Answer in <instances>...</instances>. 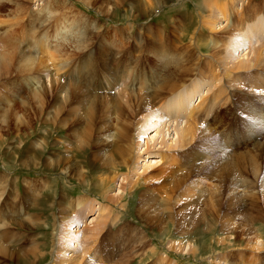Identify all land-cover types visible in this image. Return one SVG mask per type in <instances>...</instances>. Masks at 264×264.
Segmentation results:
<instances>
[{
    "label": "rangeland",
    "instance_id": "374dc122",
    "mask_svg": "<svg viewBox=\"0 0 264 264\" xmlns=\"http://www.w3.org/2000/svg\"><path fill=\"white\" fill-rule=\"evenodd\" d=\"M16 2L20 6L0 3V28L8 25L14 34V42L9 39L8 49L2 52L4 59L13 54L5 60L8 75L0 80V175L16 181L20 198L14 211L10 201H0V231L10 229L17 235L6 239L9 244L1 242L5 247L0 250V264H59L62 257L56 248L64 243L60 221L65 231L75 220L79 226L69 231L79 240L70 247L86 255L83 264H264V91L259 93L252 86L258 82L264 87V63L255 68L252 61L255 54L264 52V34L230 58H225L224 51L231 42L221 35L227 26L264 24V0H237L232 21L218 16L223 28H205L202 19L220 15L215 7L219 0ZM44 11L50 12L48 20L35 19V14L48 13ZM62 15L72 22L67 31H58ZM39 20L47 21L45 26L37 27ZM219 27L221 31L216 32ZM197 30L208 37L209 46L192 44ZM54 55V60L48 58ZM241 61L252 65L231 71ZM199 68L207 72L199 74ZM224 68L233 72L229 78H223ZM176 81L175 87L183 81V87L194 94L187 109L200 108L198 114L195 111L191 121L185 115L177 121L173 119L177 116L167 123L156 121L158 130L147 129L138 136L142 119L155 111L165 112L174 98L178 100L171 90L155 95L156 89ZM77 86L82 89L79 93ZM59 106L63 108L60 122L67 129L48 121V114ZM90 106L86 121L82 120L93 134L87 148L88 141H76L68 129L84 126L67 116L77 109L84 113ZM18 116L23 118L18 120ZM185 121L198 126L193 141L169 148L177 145L178 130ZM127 124L130 144L121 151L127 156L132 151L134 155L129 157H138L129 167H119L118 158L110 157L114 150L99 156L95 151L101 148L102 154L108 144L101 139L98 147L95 141L111 125V147H115L119 129ZM164 138L166 145L160 144ZM67 154L79 171L86 172V180L76 176L78 173L69 177L60 168L45 167L50 157L52 162ZM104 161L108 171L100 172ZM44 179L50 185L40 202L42 209L29 208L23 204L27 197L24 182L37 185ZM79 199L85 200L82 209L63 221L58 205ZM90 206L96 210L90 211ZM99 206L103 215L113 210L110 220L104 219L107 225L100 227L95 223L100 219ZM38 214L43 215V226L31 217Z\"/></svg>",
    "mask_w": 264,
    "mask_h": 264
},
{
    "label": "bare ground",
    "instance_id": "6f19581e",
    "mask_svg": "<svg viewBox=\"0 0 264 264\" xmlns=\"http://www.w3.org/2000/svg\"><path fill=\"white\" fill-rule=\"evenodd\" d=\"M2 1H5V2H13V5H15V4H17L18 6H20L17 2H16V0H0V3L2 2ZM23 1H27V2H31L32 0H23ZM64 3L66 2V0H62ZM236 1L237 0H219V3H217L216 5H215V7L216 8H218V10H219V12H220V15L218 14L217 15V18H215V17H209L208 16V18H204V17H202V19L204 20V23H203V25H204V27L205 26H210V27H212V26H218L219 25V21H218V16H222L225 20H228V22L229 21H232L233 19H234V13H232V8H234V7H236L237 6V4H236ZM216 2V1H215ZM214 2V3H215ZM161 3V2H160ZM209 4V3H208ZM212 4V3H211ZM220 4H223L221 7H219V5ZM16 5V6H17ZM236 5V6H235ZM208 7L209 8H211V5L209 4L208 5ZM203 10V9H202ZM45 11H46V9H45ZM44 11V12H45ZM204 11V10H203ZM214 11H215V9H214ZM48 12V11H47ZM47 12H45V13H47ZM205 12V11H204ZM249 12H250V14L251 15H253V11L252 10H250L249 9ZM207 13V12H206ZM255 13H260V11H255ZM254 13V14H255ZM50 14V12H48L47 14H45L44 16H43V14L42 13H38V15H36L35 14V19H38V18H40V19H47V18H49L48 17V15ZM261 14H262V12H261ZM206 15V14H205ZM212 15V14H211ZM50 16V15H49ZM31 17V16H30ZM206 17V16H205ZM241 19H242V17H240ZM257 18V17H256ZM255 18V19H256ZM260 18V17H259ZM252 19V18H251ZM258 19V18H257ZM257 19H256V21H257ZM48 20V19H47ZM253 20V19H252ZM255 21V23H257ZM30 22L32 23V21L30 20ZM47 22V21H46ZM46 22L44 21V23H40V20L38 21V25H37V27H40L42 24L44 25V24H46ZM59 24H58V31H60V29L61 30H66L67 31V29L68 28H71L72 27V22L70 21V18L69 17H67L66 15H62V16H60V18H59V22H58ZM202 23V22H201ZM235 23V22H234ZM234 23H233V25H234ZM240 23V22H239ZM260 23V24H259ZM257 25H258V27H251L250 25H248V24H244V25H241V23L240 24H235L233 27H230V26H227L226 28H223V27H221L220 25V27L221 28H223V29H221L220 27H219V30H217L216 32H220L221 30H224V32H222L221 31V35H224V36H226V39H228V42H231V43H229V44H231L229 47H225V45H226V39H225V42H223V45H221L222 47H225V53H226V57L225 58H230V56H231V54H234V52H236L237 51V49H240V48H242V47H244V46H246L247 45V47H248V44H250V45H252L251 43H252V39H254L255 37L257 38V39H259V38H261V34H264V24H262L261 22H259ZM232 24V23H231ZM5 24H3L2 25V27L0 28V80H3V79H5L6 77H7V75H8V73H7V70H8V67L6 66V61L8 60V58L10 57V55L11 54H13V53H9V55H8V57L6 58V59H4V54H2V52L3 51H5L6 49H8V46L10 45V43L8 42L9 41V39L10 40H12V38H13V33L11 32L12 30V28H10V26H8L7 25V27L5 26V27H3ZM42 25V26H43ZM229 25V24H228ZM45 26V25H44ZM236 26V27H235ZM239 26H240V29H239ZM246 26H247V29H245L246 28ZM12 27V26H11ZM14 27V26H13ZM63 28V29H62ZM206 28V27H205ZM178 29H179V27H178ZM207 29H209V31H210V28H207ZM216 29V28H215ZM214 29V30H215ZM221 29V30H220ZM206 30V29H205ZM93 32V31H92ZM62 33H65V32H62ZM199 32H198V30L197 31H195V33H194V36H193V38L191 39L192 41V44L193 45H195L196 46V48L197 47H200L201 48V45H203V46H209L208 44H210L209 43V39H208V37H206V38H204L203 37V32L200 30V33L198 34ZM66 34V33H65ZM90 34H92V33H90ZM198 34V35H197ZM230 34V36L229 37H227L228 35ZM11 35H12V37H11ZM237 36L239 37V38H237ZM11 37V38H10ZM73 37V36H72ZM200 38H202V39H200ZM223 38V37H222ZM88 39V38H87ZM14 40V39H13ZM12 40V43L14 42ZM85 40V39H84ZM107 42V41H106ZM251 42V43H250ZM256 42V41H255ZM217 43H219V41H217ZM88 44V43H87ZM90 44V43H89ZM228 44V43H227ZM27 45V44H26ZM28 46V45H27ZM80 46V45H79ZM212 46V45H211ZM210 46V47H211ZM16 48V47H15ZM46 50H49L50 51V46H48L47 47V49ZM201 50V49H200ZM26 51V50H25ZM192 51H193V53L194 52H197V50H195V49H192ZM46 52V51H45ZM52 52H54V51H52ZM189 52L190 51H188V55H191V53L189 54ZM48 54V53H47ZM53 54V53H52ZM100 54V53H99ZM196 54V53H195ZM166 55V54H165ZM193 55V54H192ZM168 56V55H167ZM233 56H235V55H233ZM18 57H20V56H18ZM170 57V56H169ZM195 57V56H194ZM22 58V57H21ZM42 58H44V57H42ZM47 58V57H46ZM48 58L49 59H52V60H54L55 59V55L54 56H48ZM190 58H193V57H191L190 56ZM196 58V57H195ZM232 59V58H231ZM6 60V61H5ZM47 60V59H46ZM194 60V59H193ZM218 60H220V59H218ZM224 60V59H223ZM227 60V59H226ZM253 62H254V64H253V66H255V68L256 67H261V65L264 63V52H263V50L262 51H259L257 54H255L254 55V58H253V60H252ZM53 62V61H52ZM222 62V61H221ZM220 62V63H221ZM252 62V63H253ZM24 63V62H23ZM224 63V62H223ZM191 64V63H190ZM225 64V63H224ZM252 65V64H251ZM251 65L250 64H248V63H246V62H243V61H241V62H239L238 64H236V66L235 67H233L232 68V70L231 71H233V69L234 70H241L243 67V69H248V68H250L251 67ZM167 66V65H166ZM191 66V65H190ZM226 67V66H225ZM211 68L212 67H209V69H207V70H211ZM10 69V68H9ZM159 69V68H158ZM162 69V68H161ZM164 69V68H163ZM206 69V68H205ZM225 69L226 68H224V70L223 71H225ZM254 69V68H253ZM197 70V69H196ZM199 70V74H202L203 75V73H206L207 72V70L205 71L204 69H198ZM80 71V70H79ZM164 71V70H163ZM192 71V70H191ZM195 71V70H194ZM194 71H193V73H194ZM230 71V72H231ZM233 72H231V73H229V71H227V69H226V71L224 72V74H223V78H229L228 76L230 75V74H232ZM235 73V72H234ZM210 74L212 75V73L210 72ZM209 75V74H208ZM214 75V74H213ZM175 76V75H174ZM195 76V75H194ZM207 76V75H206ZM215 76V75H214ZM242 76V75H241ZM257 76V75H256ZM81 78V77H80ZM79 78V79H80ZM168 80H169V78H168ZM215 80V79H214ZM254 81V80H253ZM80 82V81H79ZM179 82V81H178ZM181 83H179L180 85L178 86V87H175L176 86V83H177V81L176 82H174L172 85H170V86H168V87H166V86H164V87H159L158 89H156V91H155V95H158V94H164V93H169V91L171 90V92H174L175 91V93H173V94H176V96H177V98H178V100L176 101V98H174L175 99V101L174 102H170L169 103V106H168V108H167V106H166V110H165V112H160L161 114H159V113H157L156 111L154 112V113H152V114H150V116L148 117V119H142V123H141V121H140V126H139V129H138V126H137V130H139V132L137 133V135L138 136H141V135H144L145 134V132H146V130L148 129V130H158L159 129V125L160 124H158V125H155L154 126V124L156 123V121L158 122H162V123H167L170 119H172V117L173 116H177L176 118H173V119H175L176 121L181 117V115H185V118H187V120L188 121H191L192 119H194L195 118V115L196 114H194L195 113V111H196V109H200V108H196V109H192V110H190V109H187L188 108V100L190 101V99L192 100V98L194 97V94L193 93H191V92H188L187 90L189 89V87L188 86H185V87H183V85H184V82L183 81H180ZM191 82V81H190ZM232 82H234L233 81V79H232ZM236 82H237V80H236ZM241 82V81H240ZM240 82H239V84H240ZM81 83H83V82H81ZM35 84V83H34ZM236 84H238V83H236ZM238 84V85H239ZM246 84V83H245ZM255 84L258 86L259 85V87H256L255 86ZM262 84V83H261ZM78 85V84H77ZM86 85V84H85ZM247 85V84H246ZM195 86V85H194ZM242 86V85H241ZM252 86L254 87V90H256V91H259V93H261L262 91H264V87L262 86V85H260L258 82H255V83H253L252 84ZM34 87V86H33ZM80 86H77V90H79L78 91V93L80 92V90H82L81 88H79ZM183 87V88H182ZM229 87V86H228ZM72 88V87H71ZM74 88V87H73ZM180 88H182V89H180ZM193 88H199L198 86L196 87H193ZM69 89V88H68ZM67 90V89H66ZM70 90V89H69ZM86 90V89H85ZM193 90V89H192ZM194 90H198V89H194ZM237 90V89H236ZM34 91V90H33ZM68 91V90H67ZM74 91V90H73ZM88 91V90H87ZM261 91V92H260ZM36 92H37V90H36ZM69 92V91H68ZM68 92H67V94H68ZM89 92V91H88ZM77 93V94H78ZM77 94H75V95H77ZM134 94V93H133ZM171 94V93H170ZM220 94V93H219ZM172 95V94H171ZM221 95V94H220ZM222 96V95H221ZM220 96V97H221ZM72 98H73V96H71ZM198 97V96H197ZM171 100H174V99H172V98H170ZM211 99H213V98H211ZM214 101V100H213ZM63 102V101H62ZM66 102H67V100H66ZM205 102V101H204ZM203 102V103H204ZM96 103H98V102H96ZM95 103V105L97 106V104ZM207 103V102H206ZM64 104V103H63ZM166 104V103H165ZM164 104V105H165ZM205 104V103H204ZM95 105H94V107H95ZM190 106V105H189ZM202 106H203V104H202ZM66 107V106H65ZM91 107L92 106H90V108H88L86 111H87V113H86V111L84 112V113H82L81 111H79L78 109L77 110H74L73 112L74 113H71V114H69L67 117L69 118V121H71L72 119H75V120H78L77 122L78 123H82V120L83 121H86V118H87V115H88V113H89V111H90V109H91ZM93 107V108H94ZM191 107H193V106H191ZM211 107V106H210ZM87 108V107H86ZM190 108V107H189ZM187 109V110H186ZM212 109V108H211ZM85 110V109H84ZM163 110V109H162ZM164 111V110H163ZM199 111V110H198ZM209 111H210V109H207V112L209 113ZM50 112V111H49ZM197 112V111H196ZM62 113H63V108L61 107V106H59V110L58 111H56V112H53V113H50V114H48V116H49V119H48V121H50V122H52L54 125H56V126H58V128H61V127H64V128H66V124H64V125H62V123H63V121H61L60 122V119H61V116H62ZM162 113H163V115H162ZM184 113V114H183ZM200 113V112H199ZM211 113V112H210ZM197 114H198V112H197ZM86 115V116H85ZM148 116V115H147ZM200 117V116H199ZM3 118V117H2ZM18 120L19 119H22L23 118V116H18V117H16ZM48 118V117H47ZM89 118V117H88ZM92 118V117H91ZM170 118V119H169ZM28 119V118H27ZM67 119V118H66ZM197 119V118H196ZM196 119H195V121H196ZM2 121V120H1ZM144 121V122H143ZM187 121V122H188ZM3 122V121H2ZM5 122H7V121H5ZM59 122L61 123L60 125H59ZM107 122V121H106ZM179 122V121H178ZM4 123V122H3ZM132 123V122H131ZM175 124H176V122H174ZM198 123V122H197ZM84 124L85 123H82V125L81 126H84ZM114 125V124H113ZM138 125H139V122H138ZM180 125V124H179ZM97 126V125H96ZM95 126V127H96ZM100 126V125H99ZM162 126V125H161ZM165 127H167L166 125H165ZM174 127V126H173ZM172 127V128H173ZM176 127H178V125L176 126ZM83 128V129H82ZM81 129H79V128H76V127H69L68 129H69V131H71V133L72 134H70V136L71 135H73V138L76 140V141H78V142H82V141H85V142H87L88 141V145H87V148L89 147L90 148V144L92 143V142H90V140H91V137H93V134H91V130L92 129H88L87 127H82ZM92 128H93V132H94V126H92ZM99 128V127H98ZM105 128H106V133L104 134V137H98V141L96 140L95 142H98L97 143V146L99 147L100 146V144H101V139H103L104 140V142L105 143H107L108 144V146L107 145H105V150L102 152V154H100V150H101V148H99V150H96L95 152L99 155V156H102V155H106V151H108L110 148L111 149H113L114 151H113V153L111 154V158H118V160L119 161H117V164L116 165H119V167H122V166H128L129 167V165H130V161H132V162H134V160H135V158H137L138 157V155L136 154V157L133 159V157L131 158V157H129V155L131 154V156H133L134 155V152H130V154L127 156L126 155V152L125 151H121V149L123 148V146L125 145V144H130L129 142V139H130V127L128 126V124L126 125V126H122L121 127V129H119V132H120V136L118 137V140H117V142H116V146L115 147H111V145H112V143H111V136L112 135H114V131L112 130V127H111V125H106L105 126ZM120 128V127H119ZM67 129V128H66ZM104 129V128H103ZM111 130V131H110ZM117 130V129H116ZM198 130V126L197 125H195V124H192V123H186V121H185V126L184 127H182V128H180L179 130H178V140H177V145L174 147V146H172V145H169V148H176V147H182V146H185V145H189V144H191V142L193 141V138H194V135H195V132ZM167 131V130H166ZM168 131L170 132V130L168 129ZM105 132V131H104ZM117 134H119V133H117ZM116 135V134H115ZM118 136V135H117ZM116 136V137H117ZM131 137H132V139H133V141H132V143L131 144H133V146H134V136H132V134H131ZM157 137V136H156ZM113 139H114V137H113ZM155 139V138H154ZM102 140V141H103ZM153 140V138L151 139V141ZM164 140H165V138H164ZM45 142V141H44ZM104 142H102V143H104ZM165 142H166V140L165 141H162L160 144H165ZM110 143V144H109ZM124 143V144H123ZM78 145H79V143H77ZM141 144V143H140ZM140 144H139V146H140ZM21 145V144H20ZM166 145V144H165ZM38 146V145H37ZM186 146V147H187ZM39 147V146H38ZM42 148V147H41ZM135 148V147H134ZM232 148V147H231ZM98 149V148H97ZM135 150H136V148H135ZM86 151V150H85ZM84 151V156H85V153L87 152H85ZM118 151H119V153H118ZM28 152H30V150H27L26 151V153H28ZM94 152V153H95ZM66 153V152H65ZM96 153H95V156H96ZM138 153V152H137ZM146 154H148V152L146 153ZM28 158H29V156H28ZM71 156H69L68 154H67V156L66 155H63V156H61V157H59V156H57V157H55L54 158V161H52V162H49L48 160H52V157H50L48 160H46L47 161V163H45V167H47V168H49V169H56V168H60L63 172H65L66 174H68V176L69 177H72V175L74 176L75 174H77L76 176H78L79 178H81V179H84V180H86V172H84L83 170H80L79 171V166H78V164L77 163H73V161H75V160H71ZM95 159V157L93 158V160ZM139 160V159H138ZM35 161V160H34ZM106 161V160H105ZM105 161L102 163V165L100 166V168H102V169H100V172L102 171V170H104V172H107L108 171V168L109 167H105L104 166V164H105ZM28 163V162H27ZM53 163H54V165H53ZM67 163H71V165L69 166V167H66V164ZM82 163H85V162H82ZM107 163V162H106ZM136 163V162H135ZM108 164V163H107ZM107 164H105V165H107ZM156 164V163H155ZM26 167H27V165H26ZM110 167H111V162H110ZM230 168V167H229ZM231 169V168H230ZM234 169H235V167H234ZM7 175H0V181H2V185L0 186L1 188H0V201H4V202H8V201H10V204H9V208H10V210L11 211H14L15 210V206H14V204H16L15 202H16V200H18V198H20V196H19V190L17 189V188H15L14 187V183H16V181L13 179V183H12V181L10 182L7 178ZM10 177V176H9ZM112 178V177H111ZM104 180V179H103ZM107 180V179H106ZM130 182V181H129ZM25 184V187H26V193H27V197H26V199H25V201H24V203L23 204H26L27 206H29V208H34V209H42L41 207H40V202H41V200L44 198V193H45V191H46V189H47V187L50 185V182H49V180L48 179H44L42 182H38L39 184H35V183H37V182H35V183H33L32 181H29V180H26L25 182H24ZM22 196V195H21ZM24 196V195H23ZM23 198V197H22ZM12 200V201H11ZM2 201V202H3ZM20 201V200H19ZM84 203H85V200H83V199H79L78 200V202L77 203H75V201H73L72 203H70L68 200H66L65 201V203H63V201L58 205V210H59V213H60V217H61V219L63 220V221H65L66 222V220L67 219H69L71 216H72V213L74 212V211H76L77 209L79 210V209H82V207L84 206ZM21 204V203H20ZM78 206H77V205ZM51 205H54V204H51ZM76 205V206H75ZM3 206V208L5 207L4 205H2ZM106 207H108V206H106ZM122 207V206H121ZM91 208H93V209H91ZM109 208V207H108ZM96 210V208L95 207H93V206H90V211H92V210ZM1 210L5 213V215L6 214H9V217H10V220H12L13 219V216L10 214V213H8V212H6L5 210H3L2 208H1ZM99 210H100V213H101V211H102V213H104V211H103V208L101 207V206H99ZM25 211V209L22 207V209H21V211H20V213H22V212H24ZM112 209H111V211L107 214V215H103L102 213L100 214L99 213V218L100 219H97V221L95 222L96 223V225L98 226V227H100V226H102L103 224H105V221H104V219H108V220H110L109 218H110V216H111V213H112ZM27 212V211H26ZM25 214V213H24ZM4 215V216H5ZM21 215H23V213L21 214ZM26 215V214H25ZM24 215V216H25ZM20 216V215H19ZM101 216V217H100ZM8 217V216H7ZM31 217L33 218V221L37 224V225H39V226H43V222H42V217H43V215H41V214H38V215H34V216H32L31 215ZM75 217V216H74ZM4 218V217H3ZM32 218H30V217H27V219H30L31 221H32ZM55 218H56V215H55ZM16 219V218H15ZM21 219H22V217H21ZM26 219V218H25ZM27 219H26V221H27ZM61 219H59V220H61ZM6 220V219H5ZM8 220V219H7ZM9 220V221H10ZM164 220V219H163ZM24 221V220H23ZM166 221H169V219L167 218L166 220H164V223L166 222ZM59 222V221H58ZM61 222V225L58 223L57 224V227H59L58 225H60V230L63 232V235H61L62 237L61 238H63V245L60 243L59 245H57V248H56V251H57V254L59 255V256H61L62 258H58L59 260H58V263L59 264H83V263H85L83 260L86 258V255L84 254V255H81L80 254V251L79 250H76V251H74L75 249V247L74 248H72V247H70V245L71 244H75L78 240H79V237L77 236V235H74V234H72V233H70V231L69 230H74V229H76L78 226H79V223L78 224H76V220H75V222H72L71 223V225L69 226V230L67 229V230H65L64 231V229H65V227L66 226H63V222L62 221H60ZM68 223V222H67ZM108 223V222H107ZM73 224V225H72ZM116 224V223H115ZM162 224V223H161ZM167 224V223H166ZM3 225H5V224H3ZM105 225H107V224H105ZM105 225H104V227H105ZM9 226V225H8ZM5 227V226H4ZM12 227V226H11ZM68 227V226H67ZM6 228V227H5ZM10 228V227H9ZM14 229V228H13ZM103 229V228H102ZM101 229V231L99 232V233H96V235H99L100 233H102L103 232V230ZM106 229V228H105ZM96 230H98V229H96ZM95 230V231H96ZM92 231H94V230H92ZM109 232V231H108ZM19 233V232H18ZM92 233V232H91ZM20 234V233H19ZM17 235L15 234V233H13V231H11L10 229H6V230H4V232H2L1 233V231H0V250L2 249V247H5L4 246V242H6L7 244H9V241H7V240H9V239H11V238H13V237H16ZM95 236V235H94ZM91 237H93V236H91ZM90 237V238H91ZM96 237H99V236H96ZM119 237H122V236H119ZM94 238V237H93ZM7 239V240H6ZM118 239V238H117ZM1 242H3V243H1ZM19 243V242H18ZM72 248V249H71ZM4 249V248H3ZM89 250H90V248H88ZM5 250V249H4ZM88 250V251H89ZM2 251V250H1ZM34 251L35 252H37L38 251V248H35L34 249ZM14 253V252H13ZM68 253V255L70 256V253H73V254H76V256H74L73 254H71V258L69 259H66V257H67V254ZM20 255V254H19ZM8 256H10V255H8ZM18 256V255H17ZM58 257V256H57ZM65 257V258H64ZM15 257H13V259H14ZM27 258V257H26ZM32 259V258H31ZM66 259V260H65ZM37 261V260H36ZM57 264V263H56Z\"/></svg>",
    "mask_w": 264,
    "mask_h": 264
}]
</instances>
